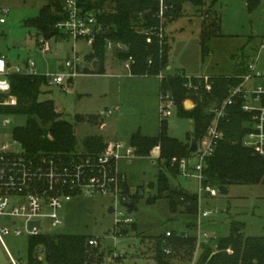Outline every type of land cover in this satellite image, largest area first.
I'll use <instances>...</instances> for the list:
<instances>
[{
	"label": "rangeland",
	"instance_id": "374dc122",
	"mask_svg": "<svg viewBox=\"0 0 264 264\" xmlns=\"http://www.w3.org/2000/svg\"><path fill=\"white\" fill-rule=\"evenodd\" d=\"M211 2L206 0L202 7L197 8L187 6L185 11L172 17L182 15L179 26L172 30L165 27V35L169 34L172 41L170 63L173 74L180 70L187 78L203 76L197 75L201 72L213 76L233 75L236 68L256 56L264 35V0H217L214 5ZM45 3L46 0H4L9 13L4 33L0 34V55L14 67H23L31 59L42 74L70 72L66 62L78 55L80 65L92 70L93 62L87 59L91 46L85 40L75 41L62 36L46 40L37 34L35 28L25 24L26 20L39 14ZM213 9L221 18L222 36L212 39V54L204 59L199 43L201 23L213 18ZM169 19L166 18L165 23ZM43 41H46L45 47L41 46ZM113 49L107 50L106 74L83 73L78 67L76 75L68 78L64 86L48 84L42 88L47 93L41 99L54 100L56 110L74 125L77 151L85 152L83 141L89 135H102L106 144L103 152L113 151L116 144L123 142L126 149L135 132L148 137L159 136L162 120L170 136L190 143L188 135L192 137L194 132L191 118L180 117L175 109L169 117L160 114V78L129 75L124 64L112 54ZM258 68L264 73V51L260 54ZM169 72L161 74L166 76ZM189 101L192 102H186ZM193 107L192 104L186 109ZM76 117H82L84 121L77 122ZM86 118L96 121L97 125ZM3 120H10V124L0 126V146L5 143L10 150H20L19 144L14 142L13 131L26 127L28 116L0 115V122ZM100 125H108V129L104 130ZM155 148L148 157L135 154L133 158L118 160V188L123 192V203L114 195L74 197L64 203L61 211L63 225L48 228L49 221L45 219L44 231L84 234L97 239L99 244L95 247L103 251L102 264H155V246L150 238L164 235L167 231L188 233L196 238L192 250L189 246L174 247L171 253H166L175 264H197L204 245L214 244L217 238L228 236L234 221L244 223L246 236L264 237L263 184L231 185L227 195H204L198 200L196 214L188 213L182 206L178 207L177 213H172L166 193L160 194L159 191L161 171L167 173L170 189L191 192L190 186L195 184L196 189L197 183L166 170ZM174 158L172 163L178 165ZM124 202H134V210H129ZM112 206L114 213L109 212ZM204 211H210L211 215L202 217ZM126 218H131L132 222L123 223ZM3 242L5 247L0 241V264H13L11 257L19 264H27L29 235L11 233L4 236ZM227 252L232 254L231 249Z\"/></svg>",
	"mask_w": 264,
	"mask_h": 264
},
{
	"label": "trees",
	"instance_id": "16d2710c",
	"mask_svg": "<svg viewBox=\"0 0 264 264\" xmlns=\"http://www.w3.org/2000/svg\"><path fill=\"white\" fill-rule=\"evenodd\" d=\"M65 1L46 0L39 14L26 20L25 24L35 28L37 34L46 40L69 37L55 28V24L64 18ZM186 2L199 7L204 5V0H168L174 8L167 13L166 18H172L179 13ZM79 4L84 11L95 14L99 25V33L96 34L91 52L87 56L90 62L98 61L99 68L96 71L85 68L83 73L106 72L105 61L109 42L116 46L115 57L122 63L132 58L130 75L150 77L167 72L170 42L165 35L166 23H162L157 14L160 8L159 0H79ZM161 30L164 33L162 38ZM220 34V17L214 12L213 18L203 23L200 34L204 59L210 52L212 39ZM149 36L151 42L147 41ZM243 71L242 66L240 72L233 75L210 76L208 84L211 90L206 89L207 83L199 77H192V85L189 87L186 75L182 72L166 74L160 80V96L169 94L176 104L177 114L194 121L192 137L188 135L191 141H199L202 138L212 119L210 110L228 96V90L232 86L240 82L236 76ZM8 78L11 85L10 95L17 99V103L0 106V114L28 116L27 126L15 128L13 131V138L22 145L26 153L37 155L42 152H76L78 141L74 125L56 110L54 100L41 99V96L47 93L42 90L43 86L48 85L46 77L13 73ZM7 97L6 94H0V101ZM187 100L193 102L192 109H186ZM228 113L229 116L222 122L226 137L206 165L205 184L213 187L264 185V157L254 154L251 149L242 145V140L249 130L247 123L251 116L241 109L240 104L231 106ZM86 119L97 125L96 121ZM76 121L84 120L82 117H76ZM163 121L159 136L148 137L135 132L131 135L129 144L135 149L137 156L145 157L150 156L156 146H160V159L164 168L172 171L174 175H182L179 165L173 164L172 159L190 158L191 141L184 143L170 136ZM83 146L84 153L95 155L102 153L106 144L101 135H89L83 141ZM167 181V173L162 170L158 187L160 194L166 193L171 212L177 213L178 207L182 206L188 213L196 214L198 195L183 189H170ZM167 232L150 238L155 246V264H175L166 254V250L172 252L174 247L183 246H189L192 250L195 244L196 238L188 233L178 234L170 231L171 235L168 236ZM91 238L93 237L84 234L67 233L31 236L29 264H102L103 251L89 244ZM230 249L232 254L227 252ZM40 255L44 259L41 262L38 260ZM197 264H264V237L246 236L244 223L234 221L228 236L217 238L214 244L204 245Z\"/></svg>",
	"mask_w": 264,
	"mask_h": 264
},
{
	"label": "built area",
	"instance_id": "2783aa9c",
	"mask_svg": "<svg viewBox=\"0 0 264 264\" xmlns=\"http://www.w3.org/2000/svg\"><path fill=\"white\" fill-rule=\"evenodd\" d=\"M160 8L158 17L162 23L166 19L167 13L172 10L173 4L168 0H159ZM9 8L4 5V0H0V34L2 35L4 25L7 23L6 15ZM55 28L71 39L77 41L83 39L87 45H93L94 38L99 33L97 18L93 12L84 11L79 4V0H66L64 5V18L55 24ZM164 33L160 32V37ZM151 42V37L147 38ZM46 41L42 42L45 47ZM113 43L109 42L107 48L111 49ZM264 51V35L256 56L244 67V71L236 77L240 82L228 90V96L221 102L212 107V119L208 124L202 138L197 141V151L192 152L190 158H174L177 161L182 175L196 180L197 187L195 193L199 200L204 195L213 196L220 193L219 187L205 184V168L214 155L219 144L225 139V132L222 122L229 116L228 110L231 106L240 104L241 109L251 116L247 126V134L242 140V145L251 149L254 154L264 157V73L259 70L258 62L260 54ZM132 58L123 62L130 72ZM80 65V58L75 55L73 60L66 62V67L70 72H58L54 74H42L38 72L33 60L28 59L23 67H14L8 60L0 55V94L8 97L0 101V106L15 105L17 99L10 95L11 85L8 76L10 74L41 75L46 77L49 85L57 84L64 86L68 78L76 75ZM160 80L164 78L159 74ZM188 86L192 85V76L187 78ZM197 77V76H193ZM204 79L206 89L211 90L208 84L209 75L199 76ZM176 110V104L169 94L160 96V114L169 117ZM111 111H109L110 113ZM2 115V114H0ZM10 124V120L0 122L1 127ZM19 144L20 150H10L9 146L2 143L0 146V218L6 221H14L15 224L6 225L0 220V241L4 245L5 235L13 234L22 236L24 234L37 236L40 234H51L44 231V220L49 221V227L57 228L63 225L61 211L64 203L78 196L95 197L104 195H114L121 198V190L118 188L119 170L118 160L122 157L133 158L135 149L125 143L116 144L115 150L100 154L89 155L84 152L73 153H39L29 155ZM155 152L160 158V146L155 148ZM123 203V201H122ZM122 214L119 213V216ZM202 217H209L210 211L202 212ZM118 218V222H119ZM39 222V226H37ZM132 222L131 218H126L123 223ZM23 223V225H20ZM32 224V226H31ZM170 236L171 232L168 231ZM207 236V235H205ZM200 238V236H199ZM91 246H97L99 241L91 238ZM167 253L171 251L166 250ZM13 264H19L15 259ZM38 260L43 261V256ZM29 264V258L26 260Z\"/></svg>",
	"mask_w": 264,
	"mask_h": 264
},
{
	"label": "crops",
	"instance_id": "0c3cea01",
	"mask_svg": "<svg viewBox=\"0 0 264 264\" xmlns=\"http://www.w3.org/2000/svg\"><path fill=\"white\" fill-rule=\"evenodd\" d=\"M205 1L206 0H204V3H205ZM217 0H212V4L211 5H214L215 4V2H216ZM187 6L189 7H195V8H197V7H199V6H195V5H193L192 3H190V2H187V3H184L183 4V7H182V9H181V11H185L186 9H187ZM212 11V13L214 14V12H216V9H213V10H211ZM178 15V14H177ZM182 16V15H181ZM178 17V18H171V19H169L168 21H167V23H166V29L167 28H169V29H174V26L176 27V26H179V21L182 19V17ZM192 22V24L193 23H195V21H191ZM220 22H221V18H220ZM173 24V25H172ZM169 26V27H168ZM172 26V27H171ZM202 26H203V23H201V29H200V34H201V30H202ZM178 28V27H177ZM166 29H165V32L167 33V31H166ZM183 29V28H182ZM167 35V37H168V40H169V42H170V49H169V65H168V71H172L171 69H172V66H171V63H170V53H171V49H172V44H171V38H170V36H169V34H166ZM220 36H222V33L220 34ZM220 36H217V37H220ZM200 37V36H199ZM216 38V37H215ZM261 38V37H260ZM175 39V38H174ZM173 39V40H174ZM199 43H200V38H199ZM260 43H261V39H260ZM260 43H259V46H260ZM114 45V44H113ZM211 45V44H210ZM201 47V46H200ZM111 49H113V48H111ZM115 49H116V46L114 45V49H113V53L112 54H114L115 55ZM107 50H109V48H107ZM212 54V50H211V46H210V52H209V54H208V56L209 55H211ZM106 58H107V56H106ZM116 58V57H115ZM117 60H118V58H116ZM120 61V60H119ZM121 62V61H120ZM10 64V63H9ZM11 65V64H10ZM106 65H107V62L105 61V67H106ZM245 67L246 66V64L245 65H241L240 67ZM240 67L237 69L236 68V72L235 73H238V71L240 72ZM178 72H181L180 70H177ZM177 71H175V72H177ZM169 72V73H170ZM174 72V73H175ZM104 74H106V73H104ZM170 74H173L172 72L170 73ZM129 75H130V73H129ZM197 75H209V74H204V73H199V74H197ZM132 76V75H131ZM209 76H213V75H209ZM187 103V102H186ZM186 103H185V105H186ZM193 104V103H192ZM194 105V104H193ZM186 107V106H185ZM100 127L102 128V129H104V130H107L108 129V125H105V126H102V125H100ZM102 136V135H101ZM119 139V138H118ZM157 147V146H156ZM187 179V178H186ZM188 180H191V178H189ZM192 180H194V179H192ZM196 187H197V184H196ZM190 191H192V192H195V184H193L192 186H190ZM207 197L209 196V195H206Z\"/></svg>",
	"mask_w": 264,
	"mask_h": 264
},
{
	"label": "water",
	"instance_id": "95a60500",
	"mask_svg": "<svg viewBox=\"0 0 264 264\" xmlns=\"http://www.w3.org/2000/svg\"><path fill=\"white\" fill-rule=\"evenodd\" d=\"M98 68H99V62L98 61H94L93 62V70H98ZM84 66L83 65H80L79 66V70L81 71V72H83L84 71ZM190 107H192V102H187L186 103V108H190ZM190 151L191 152H196L197 151V141L195 140V139H193L192 141H191V146H190ZM219 190H220V193L222 194V195H227L228 193H229V190H228V187L227 186H224V185H221V186H219ZM124 205L129 209V210H131V211H133L134 210V208H135V204H134V202H124ZM114 211H115V208L112 206L111 208H110V210H109V212L110 213H114ZM0 220H1V222L3 223V224H6V225H12V224H15V222L14 221H6V220H3L2 218H0ZM39 222H37V226H39ZM20 225H23V223H20ZM31 226H32V224H31Z\"/></svg>",
	"mask_w": 264,
	"mask_h": 264
}]
</instances>
